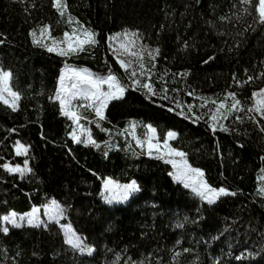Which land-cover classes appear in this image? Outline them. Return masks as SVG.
Listing matches in <instances>:
<instances>
[{"label":"trees","instance_id":"obj_1","mask_svg":"<svg viewBox=\"0 0 264 264\" xmlns=\"http://www.w3.org/2000/svg\"><path fill=\"white\" fill-rule=\"evenodd\" d=\"M65 2L97 41L69 56L33 43L41 25L67 27L54 0H0V65L12 72L20 96L16 110L0 101V226L9 228L0 231V264H264V118L243 110L226 119L227 131L213 130L210 111L199 107L194 115L183 108L185 100H197L190 94L195 89L223 95L244 82L250 95L264 83V24L256 0ZM128 29L159 47L152 78L164 96L129 83L110 49V35ZM67 62L128 82L122 98L109 101L105 125L122 130L135 118L153 124L161 138L176 130L172 146L184 150L210 184L235 195L208 203L174 179L171 163L140 148L132 153L123 141L125 150L108 153L74 142L72 120L54 99ZM19 142L26 154L17 155ZM4 165L31 171L9 172ZM107 176L135 178L139 190L124 203H108L102 196ZM53 200L63 209L60 222L42 209ZM34 206L41 207L39 227L2 221ZM61 224H70L92 254L68 245Z\"/></svg>","mask_w":264,"mask_h":264},{"label":"snow or ice","instance_id":"obj_2","mask_svg":"<svg viewBox=\"0 0 264 264\" xmlns=\"http://www.w3.org/2000/svg\"><path fill=\"white\" fill-rule=\"evenodd\" d=\"M245 5H251L252 0H243ZM54 7L60 13L61 16L65 14L67 9V4L65 0H54ZM245 11H248L246 8ZM255 11L258 13L257 19L258 22L264 24V0H256V7ZM69 22H71V18H69ZM47 35L48 39L51 43H46L44 41V37ZM95 33L89 29L82 28V29H74L72 32H65L63 37L60 39H56L51 36V28L50 26H43L39 29V35L37 31L32 32L33 43L44 47L47 49L48 52H56L58 55L61 56H69L78 54L85 50L86 45H94L97 41L95 39ZM125 37H128L129 34L126 32L123 34ZM135 36L136 34H132ZM113 39H120L119 35L117 37H113ZM3 41H0L2 43ZM136 41L135 39H128L126 42L120 43V49L123 50V53L132 57H136L138 59H142L144 52L140 51L137 52L134 50ZM149 56L154 58L155 55L159 54V49L150 50L147 52ZM121 66L125 68L127 71L129 65L124 60L119 61ZM207 63V61H205ZM143 68V64L140 65ZM132 75L135 76V71L132 72ZM264 76V73L261 74ZM12 79V72L5 71L0 68V101L4 104L9 105L13 110H16L18 107V101L20 99L19 93L12 90L10 86V82ZM252 78L249 77V80ZM136 83H140L136 81ZM104 84L108 85L109 91L105 92L102 89ZM143 87L147 88L149 92H153V89L150 85L145 84ZM125 89L123 86L120 85L117 78L114 75H109L106 78H99L94 77L93 74L85 68L76 69L71 67H66L64 73L59 77V90L54 93V99L59 101L61 106L63 115L67 116L71 119L78 128L82 126L79 124L81 119V115L79 114L80 108L92 109L96 116L100 119L104 118V109L107 107V104L112 99H120L123 96ZM7 94V97L5 96ZM154 94V93H153ZM229 97L234 101L229 111H239L240 101L235 98V93H229ZM254 97H258L256 100V104L254 108H250L248 111H255L259 113L261 117H264V89L260 90L259 92L253 93ZM10 97L11 99L9 100ZM82 100L86 101L87 103H82L78 105H74L73 101ZM215 103V101H212ZM227 105L224 102H221L219 108L217 109V113L220 112V109L226 108ZM223 118H227L224 116ZM239 119V117H237ZM213 121H217V116L212 117ZM135 125H133V128ZM149 131L152 133V136L148 138V140L141 141L137 139V143L144 147L145 143L147 144L148 153L151 155L152 150L155 148L157 151L160 150L161 145L157 143H152V140L155 136L156 129L152 128L151 125H148ZM213 130H215V125H213ZM221 130L227 131V129L221 126ZM264 131V129H262ZM71 137L74 142L82 143L83 141L80 139V136L77 135L76 131L71 133ZM168 139H172L175 137V133L169 132L167 133ZM89 144L95 145L96 142L92 140L91 136L88 137ZM98 147V145H96ZM163 147L167 149L163 156H157L158 159H164V156H174L180 157L179 161L174 159H167L165 160L166 163H171L174 168H176L175 179L178 182H184L185 187H190L192 190L201 198L208 201V203H214L215 199L221 195H235V193H229L226 189H213L211 186L207 184V182L203 179L204 173L200 169L192 168L191 165L188 164L185 153L179 152L176 149L171 148L167 140L165 141ZM27 153V148L22 144H17V155H23ZM4 167L9 172H19L23 174L24 172L31 171L28 168H20L19 166L13 168L8 165H4ZM261 180H264V177H261ZM104 187L106 191H115L116 189H122L121 194L116 196H105V200L108 203H112L114 200H127L128 195L131 192L138 191V186L133 182L129 185L121 186L113 181L111 178H108L104 181ZM264 192V188L261 189ZM52 206L56 208V214L52 215L49 214V218L56 220L57 216L63 215V209L59 207L56 201H52ZM38 209H34L33 213L27 214V223L33 225L35 227L41 226L43 223L42 221H37L35 217V212ZM18 220L23 221L24 217H17L15 212L11 213L10 215H5L2 217V221L6 224H10L14 227H20L21 224L18 223ZM58 222V221H57ZM65 228V242L75 249H79L81 252H87L88 255H91L94 249L88 248L83 245V241L79 236L76 235L74 230L71 228L70 225L63 226ZM0 231L7 233L9 228L7 226H0ZM185 251H188L185 249Z\"/></svg>","mask_w":264,"mask_h":264},{"label":"rangeland","instance_id":"obj_3","mask_svg":"<svg viewBox=\"0 0 264 264\" xmlns=\"http://www.w3.org/2000/svg\"><path fill=\"white\" fill-rule=\"evenodd\" d=\"M64 17L66 16V23H67V27L65 29H60L57 26H51L50 24H44L39 26L35 31H37L38 35H39V29L45 25L50 26L51 28V36L56 38V39H60L63 37L65 32H72L74 29H82V28H86L91 30L89 27H87L86 25L82 24L80 21H78L76 18L72 17L71 15L68 14L67 9L65 11V14L63 15ZM69 18H71V22H69ZM92 31V30H91ZM93 32V31H92ZM128 33L129 36L125 37L123 34L124 33ZM132 34H136L135 36H133ZM119 35L120 39H113V37H117ZM135 39L136 44L134 47V50L137 52L143 51L144 55L142 59H138L136 57H132L129 55H126L123 53V50L120 49V43L121 42H126L128 39ZM44 41L46 43H51V41L48 39L47 35L44 37ZM110 49L112 50L113 54L115 55V57L117 58L118 61H120L121 59L124 60L126 63H128L129 67L127 69V75L129 78V83H131L134 86L137 87H141L144 90H146L148 93L153 94V95H160V96H164V93L166 91L159 89V87L157 86V84H155L154 80H153V74L155 73V69H154V65H155V61L158 58V55H155L154 58L152 56H149L147 54L148 51L150 50H154V49H159V47L157 45L151 44L150 42L146 41L143 36L136 30L133 29H128V30H122V31H118L115 32L113 34L110 35ZM143 64V68L140 67V65ZM66 67H71V68H76V69H81V68H85L88 69L94 77H99V78H106L109 75H114V74H97L95 73L89 66L87 65H81V66H77V65H71L70 63H66L61 71V75L64 73V70ZM0 68H2V66L0 65ZM3 69V68H2ZM125 69V68H124ZM5 71H10V70H6L3 69ZM135 71L136 75L133 76L132 72ZM60 75V76H61ZM115 76V75H114ZM116 77V76H115ZM117 78V77H116ZM159 78H162V76H159ZM118 82L120 83L121 86L124 87L125 91L127 89V84L128 82H123L121 80H119L117 78ZM164 80V79H163ZM136 81H139L140 83H136ZM148 84L152 87L153 92H149L147 88L143 87V85ZM10 86H11V82H10ZM245 87V83L244 82H238L237 87H235L234 89H231L229 91H227L226 93L222 94H217L213 91H208V90H200V89H195L194 91L190 92V94H192L193 96H195V98H197V100L192 99L191 101L189 100H185L184 104H183V108L185 109V111H189L190 113L194 114V115H198V112L195 110L196 108L202 107L204 108L203 111H210V115H211V125H215V128H221V126L225 125L226 119L231 116L232 114H236L239 113L241 111H245L250 113L251 115H253L255 118H260V114L256 113L255 111H248L250 108H254L255 104H256V100L258 99V97H254L253 93L259 92L260 90L264 89V83L258 85L257 87H255L254 89H252V93L250 95H248L247 93H245L244 90ZM12 90L17 92L16 90L13 89V87L11 86ZM103 91L107 92L109 91L108 89V85L104 84L102 86ZM59 90V84H58V89ZM124 91V93H125ZM18 93V92H17ZM123 93V94H124ZM229 93H235V98L237 100L240 101V105H239V111H229L228 109L230 108L231 104L234 102L230 97H229ZM5 96L7 97V94H5ZM169 98L171 97H176L175 94L172 93H168ZM9 100L11 99L10 97H8ZM244 100H247V102H245ZM212 101H215V103H212ZM221 102H224L227 107L224 109H220V112L217 113V109L219 108V105ZM18 103V102H17ZM82 103H87L86 101H82V100H76L73 101L74 105H78V104H82ZM109 103V102H108ZM108 105V104H107ZM105 111L106 108L104 109V118H105ZM79 114L81 115V119L79 121V124L82 126V130L81 128H78V126L76 125V123H74L72 121V126H71V131H70V135L73 131L77 132V135L80 136V139L85 142L88 143V137L91 136L92 140H94L96 142L95 145H98L99 147H102L104 149V151L106 153H108L111 149H118L121 148L123 150L124 147L132 152V153H136L137 149H143L145 150L144 153L150 155L148 153L147 150V144L145 143L144 147H141L138 143H137V139L141 140V141H147L149 137L152 136V133L149 131L148 129V125H151L152 128L156 129L155 132V136L152 140V143H159L161 145L160 150L157 151V149H153L152 150V154L151 155H156V156H163L164 153L167 151V149H165L163 147L165 141L167 140L168 145L173 148L176 149L179 152H183L185 153L184 150L179 149L177 147L172 146V144L170 143L171 139H168L167 137V133L169 132H173L175 133V137L177 136V131L176 130H168L166 135L161 138L160 134L157 130V128L151 124V123H141L139 122V120L132 118L131 122L125 127V129L122 130H117V129H113L111 127H108L107 125H105L104 123V118L100 119L98 116H96L95 112L92 109H86V108H80L79 109ZM217 116V121H213L212 117L213 116ZM224 116H226L227 118H223ZM264 118V117H262ZM133 125H135V127L133 128ZM95 130H99L102 131L105 135L103 137H98L95 134ZM118 136L120 138H118ZM121 141H123L124 143V147H122L121 145ZM18 144H22V143H18ZM101 144V145H99ZM24 145V144H22ZM25 146V145H24ZM17 148V146H16ZM186 154V153H185ZM185 158L188 162L189 165H191L187 159V156L185 155ZM164 159H174L176 161H179L181 158L180 157H174V156H164ZM172 165V164H171ZM19 166L20 168H27L24 165H10V167H17ZM192 168H196V169H200L203 171L202 168L200 167H196L191 165ZM175 173H176V168L173 167L172 165V170H171V174L175 179ZM261 177H264V174H262ZM111 178L113 181H115L117 184L124 186V185H129L132 184L133 182H135V184L138 186L137 181L135 178H133L131 181L129 182H124L123 180H121L120 178H115L112 176H107L105 178L108 179ZM203 179L207 182V184L209 186H211V188L213 189H220V188H224L226 189L228 192L230 191L227 187L225 186H214L212 184H210L206 179L205 176H203ZM104 180V181H105ZM176 180V179H175ZM184 184V182H182ZM190 188V187H189ZM264 188V180L260 181V186H259V191L262 195H264V192L261 191V189ZM192 190V188H190ZM193 191V190H192ZM122 192V189H116L115 191H106L105 187H104V182H103V191H102V196L103 199L105 200V196H116L118 197ZM194 192V191H193ZM133 192H131L128 195L127 200L129 199L130 195ZM200 197V196H199ZM220 197V196H219ZM218 197V198H219ZM201 198V197H200ZM216 198L215 201L218 199ZM202 200H205L203 198H201ZM127 200H119L116 199L114 200L112 203H124ZM56 201V200H53ZM107 201V200H105ZM207 201V200H205ZM57 202V201H56ZM57 204L59 205V203L57 202ZM60 207V206H59ZM34 209H38V211L35 212V217L37 221H41V215H40V211H41V207L40 206H35L34 208H32L29 212L27 213H16L17 217H24L23 221L18 220V223L22 224L25 223L27 221V214L29 213H33ZM45 216L49 219V220H53L49 218V214L51 213L52 215L56 214V208L52 206V201L49 203L44 204V206L42 207ZM14 211H11L10 213L6 214V215H10L11 213H13ZM63 216V215H62ZM62 216H57L56 221L60 222ZM27 223V222H26ZM70 224H61L63 231L65 233V228L63 226H68ZM71 226V225H70ZM71 228L73 229V227L71 226ZM74 230V229H73ZM74 232L76 233L77 236H79L81 238V240L83 241V245L93 249L92 246H90L89 244H87L84 239L74 230Z\"/></svg>","mask_w":264,"mask_h":264},{"label":"crops","instance_id":"obj_4","mask_svg":"<svg viewBox=\"0 0 264 264\" xmlns=\"http://www.w3.org/2000/svg\"><path fill=\"white\" fill-rule=\"evenodd\" d=\"M34 207H35V206H34ZM34 207H33V208H34ZM29 211H30V210H29ZM29 211H27V212H29ZM27 212H25V213H27Z\"/></svg>","mask_w":264,"mask_h":264}]
</instances>
